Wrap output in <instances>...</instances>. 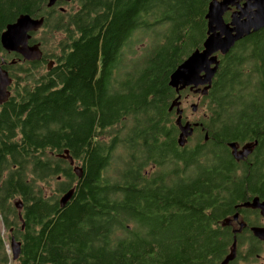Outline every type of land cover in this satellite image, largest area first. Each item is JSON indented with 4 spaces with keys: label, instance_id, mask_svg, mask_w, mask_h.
I'll return each mask as SVG.
<instances>
[{
    "label": "trees",
    "instance_id": "trees-1",
    "mask_svg": "<svg viewBox=\"0 0 264 264\" xmlns=\"http://www.w3.org/2000/svg\"><path fill=\"white\" fill-rule=\"evenodd\" d=\"M47 2L0 0V36L21 14L45 18L43 36L35 38L34 33L31 40L41 45L40 61H21L0 43V65L15 59V65L5 68L20 85L0 114V143H13L5 150L8 166L18 158L15 149H21L22 166L21 180L9 177L6 194H0L6 226L21 241L20 255L13 261L0 241V264L219 260L226 247L218 242L221 230H209L200 220L203 209H217L210 189L188 187L189 192L182 194L172 186L164 193L158 181H149L143 189L128 181L112 199L110 191L117 187H106L100 179L103 161L92 138L98 125L106 129L119 124L138 130L132 132L135 142L156 150L173 146L176 115L169 109L176 93L168 86L169 77L201 47L203 0H69L52 8ZM58 4L67 6L61 11ZM167 23L171 29L162 32L159 27ZM137 33L150 36L153 44L137 51L133 40ZM49 61H54L52 70L42 71ZM219 76L223 83L215 85L217 104L212 109L219 112L217 125L264 126V37L250 54L237 52L223 59ZM64 129H70L69 138ZM63 138L70 139V157L84 160L78 180H72L66 160L53 157L62 153ZM117 139L122 141L124 135ZM150 158L156 165L163 159ZM58 175L67 180L57 181ZM53 181L57 193H65L76 182L74 196L64 208L57 197L48 195ZM196 194L203 197L198 205L189 200ZM16 198L22 203L21 221L8 203ZM133 219L142 223L129 231L125 225Z\"/></svg>",
    "mask_w": 264,
    "mask_h": 264
},
{
    "label": "flooded vegetation",
    "instance_id": "flooded-vegetation-1",
    "mask_svg": "<svg viewBox=\"0 0 264 264\" xmlns=\"http://www.w3.org/2000/svg\"><path fill=\"white\" fill-rule=\"evenodd\" d=\"M211 1L203 0L205 6L203 42L207 38L208 20L206 14ZM261 3L262 0H232L225 6V11L222 14L223 26L228 29L235 28L234 21L236 19L244 21L252 17ZM58 6L63 5L58 4ZM263 37L264 27L256 31L252 29L248 35L237 41L226 55H222L220 52L215 54L218 60V68L207 94L195 93L191 87H187L180 93L179 108L182 110V124L189 123L193 127L192 130H187L191 134L186 137L183 146L178 144L181 129L176 122L175 129H172L175 143L173 146L166 144L163 150L150 148L141 141L135 142L132 132H138V130L128 129L119 124L106 129H102L98 125L94 136L92 135L93 141L97 145V154L103 161V167L99 169L100 179L106 187H117L116 191L111 190L110 194L108 193L112 199L118 197L120 194L118 192H121L119 188L124 187L125 182L128 181L134 183V187L143 189L150 184L149 181L155 180L160 182V186L164 188V193L172 186H176L177 193L180 191L182 194L189 192L186 190L188 187L203 186L211 190L212 197L217 199L215 203L217 209L215 207L203 209L200 220L202 224L205 221L209 230H217V232L221 230L220 234L223 237L219 238L218 242L226 245L224 254L217 261L213 258L211 264H221L234 249L235 256L228 264H264V126H231L229 124L220 126L217 125L219 112L212 110L217 104L215 96L218 94L214 90L215 85L223 83L219 76L222 60H229V57L237 52L238 54H250V49L261 44ZM202 44L199 50L202 49ZM1 66L6 69L5 67L10 65L2 60ZM7 71L10 75V71ZM10 77L12 76L10 75ZM19 87L20 85H17L13 79L12 84L7 88L10 91L9 99L15 96V91ZM199 87L204 88V86ZM177 96L178 94H175L171 101L173 102ZM9 99L0 103V114ZM172 110V114L176 115V121L178 116L176 108ZM227 114L228 112L225 113V115ZM227 122L229 123L230 119H227ZM16 129L20 128L16 127ZM64 131L65 136L68 134L66 137L69 138L70 129H64ZM15 134H17L16 138L19 139V130H16ZM123 135L122 141L117 139ZM63 140L62 153H54L53 157L66 160L71 167L72 180H78L79 177L76 175L75 169L83 174L82 161L84 160L73 158V164H71L66 158L61 157L70 156V139L67 141L63 138ZM121 143L127 145V148L124 147L127 157V171H119L115 165L112 171L107 173L113 160L119 158L118 151ZM7 147H13V143L9 142L7 145L0 143V194H6L4 188L9 177L15 181L21 180L22 177L21 149L19 147L15 149L13 153L18 158L14 160V164L8 166L6 163L7 155L5 154ZM150 155L155 156L156 159L159 155V158L163 157V159H159L160 164L156 165ZM9 161H12V158H9ZM66 180V177L57 176V181ZM75 185L76 182L73 183V187ZM47 190L48 195L57 197L59 203L64 192H55L53 186L48 187ZM191 197L189 200L192 203L194 201L195 205L200 204L199 201L203 200L199 194ZM16 202H18L17 198L9 200L8 203L16 208L19 217ZM215 210L219 213L217 219ZM181 212L179 215L185 216V213ZM9 219L12 221L13 217ZM139 223L134 219L129 220L125 227L129 231H133L139 229ZM12 240L21 242L20 239L13 236L12 228H7L4 211L0 206V241L5 245L6 253L11 259L13 256Z\"/></svg>",
    "mask_w": 264,
    "mask_h": 264
},
{
    "label": "water",
    "instance_id": "water-1",
    "mask_svg": "<svg viewBox=\"0 0 264 264\" xmlns=\"http://www.w3.org/2000/svg\"><path fill=\"white\" fill-rule=\"evenodd\" d=\"M69 0H48L47 8H52L58 2ZM232 0H223L218 2L212 0L209 4L208 12L206 14L207 24V38L202 44V49L194 50L186 59H184L169 77L168 86L178 94L170 105V111L176 108V124L181 129V134L178 138V144L183 146L186 142V137L191 133L187 130H192L191 124H182V110L179 108L180 93L187 87L195 90V93L207 94L208 89L211 87L212 79L218 68V60L216 53L220 52L226 55L235 43L241 40L244 36L248 35L250 31L259 30L264 27V0L259 5L257 12L244 21L236 19L234 21L235 28L228 29L223 26L222 14L225 11V6ZM64 11L63 8L60 9ZM45 23L44 17L33 18L29 14H21L13 23H9L5 30L1 33L0 43L3 50L8 54L20 55L21 61L35 62L40 61L43 56V51L39 42L31 40L34 33L40 31ZM15 59L10 60L8 65H15ZM214 65V67H212ZM54 66V61L47 64V70H51ZM12 77L9 72L0 65V103L6 102L10 97V91L7 90L8 86L12 84ZM199 86H204L201 89ZM195 107V106H194ZM196 126V125H195ZM247 154V153H245ZM66 158L71 164L73 159L67 155ZM76 175L81 178L83 174L75 169ZM75 188L72 187L62 194L59 199L60 208H64L74 196ZM17 209L19 210V217H21L22 203L17 202ZM11 247L13 249L12 260L15 261L20 255L21 244L12 240ZM235 248V245H234ZM235 249L227 256L221 264H228L235 256Z\"/></svg>",
    "mask_w": 264,
    "mask_h": 264
},
{
    "label": "rangeland",
    "instance_id": "rangeland-1",
    "mask_svg": "<svg viewBox=\"0 0 264 264\" xmlns=\"http://www.w3.org/2000/svg\"><path fill=\"white\" fill-rule=\"evenodd\" d=\"M177 2H174V4H176ZM67 5L65 6H58L56 9L60 10L61 8L65 9ZM168 10H171L168 9ZM168 24V23H167ZM159 29L163 32L164 29H166L167 31H169L171 29V24L168 25H164V26H160ZM43 36V32L42 30L36 32L35 34V38H41ZM136 42V46H137V51H141L142 49L150 46L153 44V39L148 36V35H144L142 33H137L133 39ZM159 42L162 40V35L159 36V38L157 39ZM10 62V61H9ZM50 62V61H49ZM48 64V63H47ZM47 66V65H46ZM45 67V65H44ZM47 67L44 68V70L42 69V71H46ZM14 72V71H12ZM196 102V100H195ZM133 136H137L135 133H132ZM119 151H118V155L119 158L117 160H113L112 162V166H110L107 170V173L111 172L112 169L115 167V165L118 167L119 171H127V157H126V153L124 150V147L127 148V145L125 143H121L119 145ZM53 188L56 189V185L55 182L53 181ZM130 223H133L130 221ZM8 254V253H7Z\"/></svg>",
    "mask_w": 264,
    "mask_h": 264
},
{
    "label": "bare ground",
    "instance_id": "bare-ground-1",
    "mask_svg": "<svg viewBox=\"0 0 264 264\" xmlns=\"http://www.w3.org/2000/svg\"><path fill=\"white\" fill-rule=\"evenodd\" d=\"M3 49V48H2ZM49 71V70H48Z\"/></svg>",
    "mask_w": 264,
    "mask_h": 264
}]
</instances>
